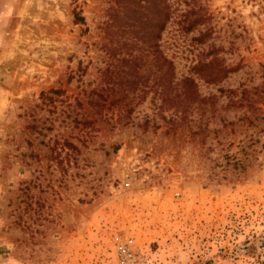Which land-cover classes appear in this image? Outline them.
I'll list each match as a JSON object with an SVG mask.
<instances>
[{"label": "rangeland", "instance_id": "374dc122", "mask_svg": "<svg viewBox=\"0 0 264 264\" xmlns=\"http://www.w3.org/2000/svg\"><path fill=\"white\" fill-rule=\"evenodd\" d=\"M167 3L0 0V264H264V0Z\"/></svg>", "mask_w": 264, "mask_h": 264}, {"label": "trees", "instance_id": "16d2710c", "mask_svg": "<svg viewBox=\"0 0 264 264\" xmlns=\"http://www.w3.org/2000/svg\"><path fill=\"white\" fill-rule=\"evenodd\" d=\"M116 3L120 4L119 7H121L123 10L122 13H125L126 11H129V13L124 14L127 17H130L134 22L133 26H137V31L144 32L143 31V25L145 24L148 29L151 31L150 35L158 28L159 33H161L164 29L167 23L170 21L172 13L170 10V7L167 3V0H131L132 4L131 7L128 5V0H115ZM135 6L137 9H135ZM130 8V9H129ZM113 19L116 22L121 21V19L118 17H113ZM77 21H81L82 19H76ZM205 20L203 15H199L194 19L188 29L192 28L193 26L197 24H202ZM144 35H146L144 33ZM159 62V61H158ZM166 64V61H163L161 63L160 68ZM204 66V65H201ZM163 70V69H162ZM189 82V81H188ZM57 93V91H51ZM41 95H44L41 93ZM111 105V103H110ZM133 111L132 108H128L126 113H131ZM181 119H186L185 116L181 117ZM92 122H86V124H91ZM204 141V137H202L201 142ZM68 148L71 150H76V148L68 143H65ZM118 146L114 148V152L118 151Z\"/></svg>", "mask_w": 264, "mask_h": 264}, {"label": "bare ground", "instance_id": "6f19581e", "mask_svg": "<svg viewBox=\"0 0 264 264\" xmlns=\"http://www.w3.org/2000/svg\"><path fill=\"white\" fill-rule=\"evenodd\" d=\"M47 25V24H46ZM47 45V44H46ZM46 45L44 47H46Z\"/></svg>", "mask_w": 264, "mask_h": 264}]
</instances>
